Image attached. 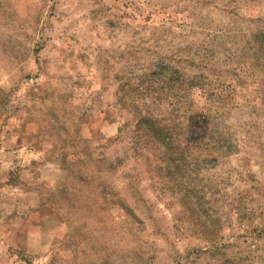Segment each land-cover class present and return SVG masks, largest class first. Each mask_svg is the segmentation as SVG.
I'll use <instances>...</instances> for the list:
<instances>
[{"label": "rangeland", "instance_id": "374dc122", "mask_svg": "<svg viewBox=\"0 0 264 264\" xmlns=\"http://www.w3.org/2000/svg\"><path fill=\"white\" fill-rule=\"evenodd\" d=\"M263 76L264 0H0V264H264Z\"/></svg>", "mask_w": 264, "mask_h": 264}, {"label": "trees", "instance_id": "16d2710c", "mask_svg": "<svg viewBox=\"0 0 264 264\" xmlns=\"http://www.w3.org/2000/svg\"><path fill=\"white\" fill-rule=\"evenodd\" d=\"M262 80L264 81V76L262 77ZM171 81V79H163L162 82H158L156 80L155 82H140L136 85L137 92H146L149 93L150 96L156 100V99H161V92L163 91L162 87H159L162 84L166 88H171V86L168 84ZM158 87V88H157ZM144 94V93H143ZM147 114H137V119H136V134L134 136L136 142L135 143H140V146L143 148H146L151 146V145H156L158 149L165 150L166 152L169 153L168 161L171 162V165H173V169L176 170V168H180L179 166H182L181 160H178L180 158V154H182L184 151H178L179 153H176V147L174 146L175 138L176 136L173 133L174 126H176L175 122L170 123V125L164 123L163 118L158 117L155 115L151 109L146 107ZM137 113V112H136ZM144 137L146 138V141L144 140ZM173 143V144H172ZM220 148H223L222 146ZM176 158V159H175ZM172 173L174 171H171ZM208 231L211 232H216L212 231L211 229H207ZM215 230V229H214Z\"/></svg>", "mask_w": 264, "mask_h": 264}]
</instances>
